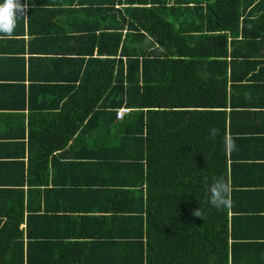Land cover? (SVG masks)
<instances>
[{
	"label": "trees",
	"instance_id": "1",
	"mask_svg": "<svg viewBox=\"0 0 264 264\" xmlns=\"http://www.w3.org/2000/svg\"><path fill=\"white\" fill-rule=\"evenodd\" d=\"M28 3L5 39L29 56L28 84L10 82L26 95L30 170L0 211V264L246 263L230 171L264 135V0ZM220 176L232 206L217 211L205 177ZM95 237L103 257L86 252Z\"/></svg>",
	"mask_w": 264,
	"mask_h": 264
},
{
	"label": "crops",
	"instance_id": "2",
	"mask_svg": "<svg viewBox=\"0 0 264 264\" xmlns=\"http://www.w3.org/2000/svg\"><path fill=\"white\" fill-rule=\"evenodd\" d=\"M24 38L27 36L24 35ZM18 48L19 41L0 39V211L14 204L21 191L25 194L30 170L27 101L25 107L22 104L26 95L22 87L10 82L18 81L22 76L25 86L29 81V56L26 51H18ZM237 147L240 149L237 154L244 157L235 158L232 155L235 158L233 162L238 165L236 171L233 166L230 171L231 179L234 177L236 183L234 207L237 216L244 221L249 236L241 247L244 248L247 242L250 244L245 253L238 255H244L242 260L246 258L247 262L243 264H264V135L255 134ZM252 168L255 170L252 171ZM0 219L5 217L0 216ZM89 240L92 242L85 246L90 250L85 249L89 257L92 253H99L103 257L101 247H106L101 243L103 239L95 237Z\"/></svg>",
	"mask_w": 264,
	"mask_h": 264
},
{
	"label": "clouds",
	"instance_id": "3",
	"mask_svg": "<svg viewBox=\"0 0 264 264\" xmlns=\"http://www.w3.org/2000/svg\"><path fill=\"white\" fill-rule=\"evenodd\" d=\"M30 4L28 0H3L0 3V39L12 38L15 28L17 27L18 19H28V11ZM220 134V129L217 127H210L206 139L215 141ZM224 150L231 153L236 150L235 138L225 133L224 136ZM208 178L205 177L207 203L214 207L217 211L223 208L232 206L231 187L226 182L223 176L219 178L213 177L210 186L207 185ZM193 216L204 217L201 208L194 209Z\"/></svg>",
	"mask_w": 264,
	"mask_h": 264
},
{
	"label": "built area",
	"instance_id": "4",
	"mask_svg": "<svg viewBox=\"0 0 264 264\" xmlns=\"http://www.w3.org/2000/svg\"><path fill=\"white\" fill-rule=\"evenodd\" d=\"M131 110V108L122 106L116 110V116L117 118H121L124 114L128 113Z\"/></svg>",
	"mask_w": 264,
	"mask_h": 264
}]
</instances>
